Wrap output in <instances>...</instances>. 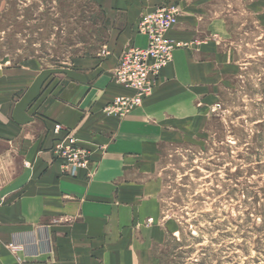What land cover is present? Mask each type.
Masks as SVG:
<instances>
[{
  "label": "crops",
  "instance_id": "1",
  "mask_svg": "<svg viewBox=\"0 0 264 264\" xmlns=\"http://www.w3.org/2000/svg\"><path fill=\"white\" fill-rule=\"evenodd\" d=\"M94 1L109 25L103 53L57 67L0 62V264H155L162 144L207 99L223 57L212 28L227 0ZM168 4L183 9L169 36L189 47L175 51L141 108L106 115L134 94L112 78L123 51L148 44L141 16ZM69 132L92 152L75 177L55 152Z\"/></svg>",
  "mask_w": 264,
  "mask_h": 264
},
{
  "label": "rangeland",
  "instance_id": "2",
  "mask_svg": "<svg viewBox=\"0 0 264 264\" xmlns=\"http://www.w3.org/2000/svg\"><path fill=\"white\" fill-rule=\"evenodd\" d=\"M220 6L223 57L207 99L162 144L155 264H264V0ZM107 36L94 0H0L6 66L70 64L103 53Z\"/></svg>",
  "mask_w": 264,
  "mask_h": 264
},
{
  "label": "built area",
  "instance_id": "3",
  "mask_svg": "<svg viewBox=\"0 0 264 264\" xmlns=\"http://www.w3.org/2000/svg\"><path fill=\"white\" fill-rule=\"evenodd\" d=\"M182 14L181 6L168 4L141 16L138 32L147 37L148 44L145 48L129 46L123 51L112 78L116 83L133 90L134 94L115 98L104 108L106 115L125 119L138 107L141 108L144 99L151 96L157 87L162 70L173 61L175 51L189 47L169 36ZM63 130L61 124L55 126L57 133ZM78 144V140L69 132L55 150L63 161L64 171L70 177L77 176L80 170H89L92 163V152Z\"/></svg>",
  "mask_w": 264,
  "mask_h": 264
}]
</instances>
